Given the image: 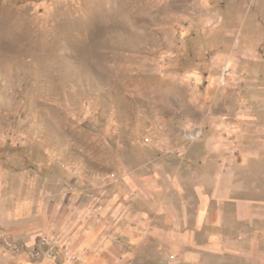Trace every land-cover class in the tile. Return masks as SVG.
<instances>
[{
  "label": "rangeland",
  "instance_id": "374dc122",
  "mask_svg": "<svg viewBox=\"0 0 264 264\" xmlns=\"http://www.w3.org/2000/svg\"><path fill=\"white\" fill-rule=\"evenodd\" d=\"M208 146L264 197V0H0V264H91Z\"/></svg>",
  "mask_w": 264,
  "mask_h": 264
},
{
  "label": "crops",
  "instance_id": "0c3cea01",
  "mask_svg": "<svg viewBox=\"0 0 264 264\" xmlns=\"http://www.w3.org/2000/svg\"><path fill=\"white\" fill-rule=\"evenodd\" d=\"M195 159L176 178L163 169L156 190L140 182L141 210L93 231L91 264H264L259 186L211 146Z\"/></svg>",
  "mask_w": 264,
  "mask_h": 264
}]
</instances>
